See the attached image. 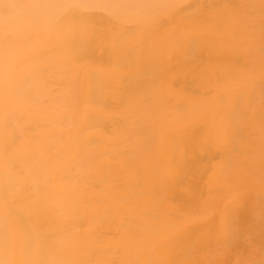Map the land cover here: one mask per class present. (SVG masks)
Instances as JSON below:
<instances>
[{
    "label": "bare ground",
    "instance_id": "obj_1",
    "mask_svg": "<svg viewBox=\"0 0 264 264\" xmlns=\"http://www.w3.org/2000/svg\"><path fill=\"white\" fill-rule=\"evenodd\" d=\"M164 257L264 264V0H0V264Z\"/></svg>",
    "mask_w": 264,
    "mask_h": 264
},
{
    "label": "rangeland",
    "instance_id": "obj_2",
    "mask_svg": "<svg viewBox=\"0 0 264 264\" xmlns=\"http://www.w3.org/2000/svg\"><path fill=\"white\" fill-rule=\"evenodd\" d=\"M62 215L64 216L65 213H63ZM63 221L67 224V229L75 227V223L72 215H65ZM144 226H145V222H144ZM244 241L246 242L247 238H244ZM182 251H183L182 249L179 250V253H182ZM168 263H169V259L167 257H164L162 264H168Z\"/></svg>",
    "mask_w": 264,
    "mask_h": 264
}]
</instances>
